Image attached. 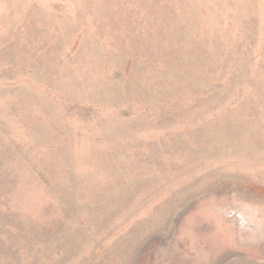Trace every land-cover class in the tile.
Masks as SVG:
<instances>
[{
  "label": "rangeland",
  "instance_id": "1",
  "mask_svg": "<svg viewBox=\"0 0 264 264\" xmlns=\"http://www.w3.org/2000/svg\"><path fill=\"white\" fill-rule=\"evenodd\" d=\"M0 264H264V0H0Z\"/></svg>",
  "mask_w": 264,
  "mask_h": 264
}]
</instances>
